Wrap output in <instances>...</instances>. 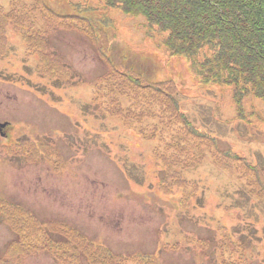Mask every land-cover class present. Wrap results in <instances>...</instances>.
Masks as SVG:
<instances>
[{
  "label": "rangeland",
  "instance_id": "1",
  "mask_svg": "<svg viewBox=\"0 0 264 264\" xmlns=\"http://www.w3.org/2000/svg\"><path fill=\"white\" fill-rule=\"evenodd\" d=\"M45 1L49 12L36 6L35 0H23L25 7H17L18 15L12 22H3L6 27L0 31V122L14 126L7 138L0 136V264H102L75 250L78 245L73 239L65 245L70 237L58 234L55 220L79 230L95 247L111 252L116 262L119 258L132 263L149 254L157 256V264H241L233 258L239 255L232 253L237 233L245 238L247 247L242 264H264V102L251 96L240 112L231 89L195 83L190 62L171 59L161 44L167 35L147 28L142 17L109 8L105 0ZM11 3L13 0H0V11L11 12ZM73 16L86 20L88 26L83 28L87 32L65 24L69 18L76 21ZM47 25L55 28L49 37L56 53L50 52L70 75L43 57L47 51L37 45L44 37L38 28ZM67 26L68 32L64 31ZM102 45L107 46L117 68L98 53L100 47L107 55ZM113 70L139 77L142 87L175 81L185 115L197 129L210 128L217 134L221 152L231 150L225 159L212 151L204 156V164L212 166L187 173L201 188L197 195L200 193L198 199L205 207L202 217L214 220L211 233L201 231L199 237L216 239L217 224L243 226L235 231L220 230L229 239L224 262L212 242L201 251L198 241L192 246L183 236L193 228L184 225L183 217L177 221L170 210L177 208L175 198L159 200L164 168L150 163L155 161L153 150L158 142L134 134L136 128L149 127L147 118L123 124L118 116L110 115L105 100L97 97L98 86L102 87ZM127 86L124 81L123 88ZM111 92L125 110L126 95L131 93L118 88ZM154 98L157 101V94ZM41 143L46 147H38ZM16 144H26V153L22 154L23 147L15 148ZM51 149L59 152L56 159ZM231 153L249 164L229 162ZM250 169L257 184L250 180ZM191 183L185 184L181 178L174 182L172 196L194 188ZM230 200L237 208L252 206L246 212L223 213L221 205ZM25 211L45 229L27 226ZM148 216L152 218L145 219ZM51 231L52 245L44 238ZM64 240L67 242L59 245ZM248 251L253 260L247 257Z\"/></svg>",
  "mask_w": 264,
  "mask_h": 264
},
{
  "label": "trees",
  "instance_id": "2",
  "mask_svg": "<svg viewBox=\"0 0 264 264\" xmlns=\"http://www.w3.org/2000/svg\"><path fill=\"white\" fill-rule=\"evenodd\" d=\"M105 1L107 7L119 8L129 16L142 17L147 28L157 29L162 34H166L167 37L161 44L169 57L189 61L193 76L196 79H194L195 83H201L206 87L231 89L234 101L235 98L237 100L235 105L240 112L243 110L244 100L251 96H255L264 102V0ZM45 2V0H35V5L41 8L44 7V10L49 12L51 9L47 7ZM23 4V0H15L11 6V12L0 11V31L6 27L4 23L9 22L8 20H11V22L14 20V15H18L17 7L21 6L23 9L25 7ZM73 7L78 9V5H73ZM90 16L92 17V15ZM73 17L76 21L69 18L65 24H73V27L78 29L77 31L79 29L85 30L83 26H88V23H85L86 20L80 19L81 16ZM21 18L22 16H20V20ZM38 30L42 34V30L39 28ZM84 32H87V30ZM103 38L106 39L105 36ZM42 44L44 43L40 42V45ZM44 45L47 47L48 42L46 41ZM101 47H104L107 53L104 56L99 47L98 53L102 59L106 62L109 60L110 66L117 68L111 59L112 57L108 54L107 46L102 45ZM138 79L141 81L139 77L132 78L126 73L118 70L114 72L113 70L107 79L105 78L102 87L98 86V91L96 90L97 97L101 101L105 100V104L111 112L110 115L118 116L123 124H128L131 120L141 122L144 118L149 121V127L135 129L132 124H129V126L132 127V130L135 129V136H139L142 140L158 142L154 147L155 150H153L155 161L150 163L156 168L161 165L164 168L161 170L163 175L159 183L163 194H160L163 197L176 198L182 208L190 209L197 206V210L199 208L205 209L203 202L200 203V199H198L200 193L198 195L197 193L201 188H199L197 180H186L184 174L191 170H200L212 166L208 162L204 164L205 155H212L213 153L225 159L226 154L231 150H227L228 152L225 153L221 152L223 150L217 148V134L211 132L212 129L210 128L209 130L197 129V126L185 115L180 100L176 96L177 94L180 97V91H178L179 86L175 81L168 80L158 84V87H156V84L152 86L150 85L152 83H147L142 87L138 85ZM124 81L129 86L123 88ZM116 88L120 92L129 91L131 93V95H126L128 107L125 110H123L122 103H119L118 96L113 95L111 92ZM154 94H157L158 102L155 101ZM156 104H159V106ZM172 113L175 115L173 116ZM167 114L170 115L165 118ZM241 120L245 121L244 118H241ZM164 140L167 142L166 145L163 143ZM58 155L55 150L54 156L58 157ZM231 155L232 157L228 159L229 162L239 163V166H243L244 159L241 160L232 153ZM217 162L214 161L216 165H218ZM156 168L153 170L156 171ZM250 173V180L257 184L258 180L254 178V170L250 169ZM180 178L185 181V184L194 183L195 187L191 188L190 186L187 188L186 193L178 192L177 194L181 196L173 197L172 187L175 186L173 183L179 181ZM249 190L248 193L253 195L252 189ZM204 191L206 190H202V192ZM225 203L224 210L231 211L233 214L238 210L246 212L248 206H252L248 203L249 205L241 209L237 208L231 201L229 203L225 201ZM25 212L27 213V226L30 225L41 230L45 229L35 220L31 212ZM55 222L56 226H59L60 231L58 230V234L62 237H70L68 242L64 240L59 245H63L65 242H67L65 245L70 244L71 239H73L78 245L74 249L87 254L85 256L91 262L102 264H157L155 255L149 254L136 257L132 263L119 260V258L116 262L111 252L103 251L105 250L103 247H95L94 243L84 239L79 230L61 223L60 220H55ZM223 227L228 228L230 226L223 225ZM52 233L53 231L44 233V238L48 239L46 244L50 241L51 245L53 244ZM28 236L35 241L36 238H33L29 232ZM230 236L233 238L232 234ZM224 237H228L226 232L217 241L216 248L222 254L223 261L227 260V258H224V250L227 248L225 246L228 245L225 244V241H229V239L225 240ZM197 241L201 244L198 247L201 251L206 250L207 241L210 245V240L199 238L191 241V243L196 246L195 242ZM240 242L243 243L242 240ZM238 243L237 240H234L232 253L239 255L233 258H237V261L239 263L241 261L242 264L245 259H243L242 251L237 250L239 248ZM73 254L76 255L77 252ZM249 254L248 258L253 260V254ZM240 257L242 258L238 260Z\"/></svg>",
  "mask_w": 264,
  "mask_h": 264
},
{
  "label": "bare ground",
  "instance_id": "3",
  "mask_svg": "<svg viewBox=\"0 0 264 264\" xmlns=\"http://www.w3.org/2000/svg\"><path fill=\"white\" fill-rule=\"evenodd\" d=\"M202 172H203V170H202ZM146 190H149L148 188L146 189ZM159 197V200L161 201V202H163V197H161V196H158ZM165 200V199H164ZM163 206V205H162ZM176 206L178 207V203L176 202ZM197 225L198 226H202V227H206V228H208V227H210V223H205L204 222V220H200V221H198V223H197Z\"/></svg>",
  "mask_w": 264,
  "mask_h": 264
},
{
  "label": "crops",
  "instance_id": "4",
  "mask_svg": "<svg viewBox=\"0 0 264 264\" xmlns=\"http://www.w3.org/2000/svg\"><path fill=\"white\" fill-rule=\"evenodd\" d=\"M234 205H235V204H234ZM221 207H222V210H223V213H224V209H223V207H226L225 204L223 203V204L221 205ZM232 208H234V207H232ZM232 208H231V209H232ZM191 227L193 228V230H191V231H189V232L199 233V232H201V231H205V227H202V226H199V227L195 228V227H193V226L191 225Z\"/></svg>",
  "mask_w": 264,
  "mask_h": 264
},
{
  "label": "water",
  "instance_id": "5",
  "mask_svg": "<svg viewBox=\"0 0 264 264\" xmlns=\"http://www.w3.org/2000/svg\"><path fill=\"white\" fill-rule=\"evenodd\" d=\"M7 126H9V123H5V124L0 123V132L3 133V128H6Z\"/></svg>",
  "mask_w": 264,
  "mask_h": 264
}]
</instances>
